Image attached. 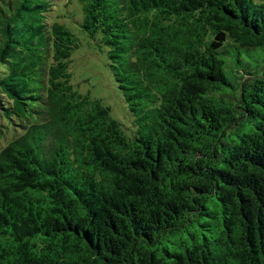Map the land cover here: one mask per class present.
<instances>
[{"label":"trees","instance_id":"trees-1","mask_svg":"<svg viewBox=\"0 0 264 264\" xmlns=\"http://www.w3.org/2000/svg\"><path fill=\"white\" fill-rule=\"evenodd\" d=\"M57 1H0V264H264V0H77L130 136Z\"/></svg>","mask_w":264,"mask_h":264},{"label":"rangeland","instance_id":"rangeland-1","mask_svg":"<svg viewBox=\"0 0 264 264\" xmlns=\"http://www.w3.org/2000/svg\"><path fill=\"white\" fill-rule=\"evenodd\" d=\"M1 1V0H0ZM52 20L64 23L77 37L78 46L72 51L69 72L71 83L80 93H88L108 106L110 115L116 119L130 136L134 131L132 114L123 95L109 70L107 50L99 47L97 39L84 32L79 22L82 18L81 6L77 0H58L54 5ZM4 118L0 117V123Z\"/></svg>","mask_w":264,"mask_h":264}]
</instances>
